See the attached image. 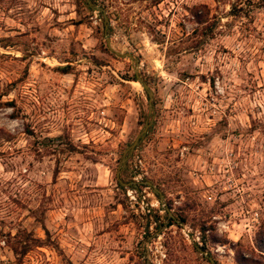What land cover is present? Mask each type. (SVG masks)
I'll list each match as a JSON object with an SVG mask.
<instances>
[{
    "label": "rangeland",
    "instance_id": "obj_1",
    "mask_svg": "<svg viewBox=\"0 0 264 264\" xmlns=\"http://www.w3.org/2000/svg\"><path fill=\"white\" fill-rule=\"evenodd\" d=\"M90 1L150 102L85 0H0V264H264V5Z\"/></svg>",
    "mask_w": 264,
    "mask_h": 264
},
{
    "label": "water",
    "instance_id": "obj_2",
    "mask_svg": "<svg viewBox=\"0 0 264 264\" xmlns=\"http://www.w3.org/2000/svg\"><path fill=\"white\" fill-rule=\"evenodd\" d=\"M85 2H86L87 6L90 9H93V10H96V11L102 13L103 33H104V39H105L106 47L112 53H114V55H116L117 57H127L133 63V65H132L133 76H134L133 81H136L138 84L141 85V87L144 89V91L146 92V94L148 96V101L150 102L151 91H150V88L148 87L147 83L140 77V75L138 73V66H137V60H136V58L132 55V53L116 51V50H114V49H112L110 47L109 37L107 35V31H108V20H107L106 15L104 14L103 9L101 7H99V6H96L90 0H85ZM149 109H150V107H149ZM150 123H151V118L144 123L142 129L137 133V135L135 136V138L131 141V143H129V145L126 147L125 151L120 156V164H119V167L116 169V172H115V176H116L117 182L120 185H126V184H128V182L125 183V182H122L119 179L120 169H122L124 167V163L126 161L127 156L131 153V151L134 149V147L137 145V143L140 141V139L144 136V134H145L148 126L150 125ZM144 183L147 184V185H149V186H152V184L149 181H144ZM152 188H153V190L156 193H158L159 198H161L162 195L159 193V191L155 187H152ZM209 261L211 263H213L210 258H209Z\"/></svg>",
    "mask_w": 264,
    "mask_h": 264
},
{
    "label": "trees",
    "instance_id": "obj_3",
    "mask_svg": "<svg viewBox=\"0 0 264 264\" xmlns=\"http://www.w3.org/2000/svg\"><path fill=\"white\" fill-rule=\"evenodd\" d=\"M252 4L254 5V6H263L264 5V0H252ZM194 14L196 15L197 13L196 12H194ZM198 16V15H197ZM200 22V21H199ZM108 29H110V25H109V23H108ZM63 70V69H62ZM64 72H66V71H64ZM132 80L134 79V77H132L131 78ZM125 169H126V167H125ZM127 182H130V181H127ZM117 186L119 187V188H122V186L119 184V183H117ZM166 218H168L169 220H171V217H169V216H166ZM44 233H45V235L47 236V231L46 230H44ZM24 240L26 241V242H28V243H26V245H25V248H24V246H23V248L20 250H18L17 249V247H16V243L15 244H13V245H11V250H12V252H13V254L14 255H21L22 253H24L25 251H26V246H28L29 245V242L31 241V240H33V241H35L36 239H34V238H32V237H29V235L28 234H24ZM193 244V246H194V248L195 249H198V247H197V245L195 244V243H192ZM255 244H256V249H258L259 250V252H262V253H264V240H261L260 239V237H258L257 236V238H256V240H255ZM262 255V254H261ZM240 256V255H239ZM238 255L236 256V260H240L241 258L239 257Z\"/></svg>",
    "mask_w": 264,
    "mask_h": 264
}]
</instances>
